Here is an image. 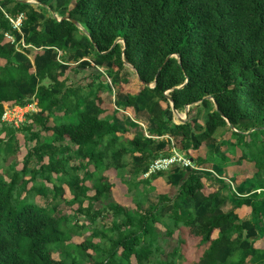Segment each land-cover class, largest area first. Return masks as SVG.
I'll return each mask as SVG.
<instances>
[{
    "label": "trees",
    "instance_id": "16d2710c",
    "mask_svg": "<svg viewBox=\"0 0 264 264\" xmlns=\"http://www.w3.org/2000/svg\"><path fill=\"white\" fill-rule=\"evenodd\" d=\"M0 59V264H176L180 247L166 252L159 240L156 224L166 218L206 245L194 264H264L255 246L264 235V0H0ZM126 63L142 87L116 105L148 121V131L129 123L130 139L102 118L100 95L110 85L99 68L118 85L128 81ZM70 68L94 78L69 83ZM35 101L38 111L19 128L3 119L6 104ZM173 107H189L185 122L175 121ZM18 132L27 145L21 163ZM175 144L198 152L194 167L136 180V208L109 200L106 170L128 169L131 186ZM230 162L251 170L245 179L253 192L230 197L220 181L205 193L209 173L198 168ZM157 177L172 191L143 209L140 183L153 191ZM229 200L235 206L225 210ZM63 204L77 208L64 213ZM242 206L249 217L236 213ZM103 214L110 226L97 227ZM86 232L83 242L72 241Z\"/></svg>",
    "mask_w": 264,
    "mask_h": 264
},
{
    "label": "rangeland",
    "instance_id": "374dc122",
    "mask_svg": "<svg viewBox=\"0 0 264 264\" xmlns=\"http://www.w3.org/2000/svg\"><path fill=\"white\" fill-rule=\"evenodd\" d=\"M15 24L18 25V21H14ZM7 40H12V37L10 35H6ZM119 42L123 43L122 40H119ZM32 60H33V54L30 55ZM5 64V60H0V67H2ZM101 71H105V68H101ZM128 74L130 76H133L134 70L133 67L131 65H129V68L127 70ZM67 73H71V68L67 71ZM100 73V72H99ZM102 73V72H101ZM95 74H98V72H96ZM104 79H105V83L110 85V89H108L107 91L104 92H109V93H105V95L107 96V100L113 105L116 106V101L118 99V97L123 96V94H125V92H122L119 94V87L117 85H113L111 83V79L109 77H107V74H104ZM89 76L88 72L85 73H81L79 74V77L77 81H75L76 83H82L83 81L86 82H90L92 78L94 77H87ZM87 77V78H86ZM86 78V80H85ZM136 78V77H135ZM101 80V79H100ZM139 83V82H138ZM122 89L123 86H121ZM126 91H135L138 88V84L133 83L132 85H128L125 86ZM5 121L12 123L13 125H15V127L19 128L22 123L25 122L26 120V115L30 112V111H38V107L36 106V101L32 104L29 105L25 108H20L17 106H12L11 104H6L5 105ZM189 107L186 108V110L188 111ZM186 110L182 111V112H174V118L175 121L177 123H181V120H179V118H186ZM145 115V120L147 115ZM188 117V116H187ZM146 130L148 131V125ZM5 134H2L1 137H4ZM17 138H18V143H19V147L20 150L18 151L17 154V161L18 162H22L23 157L25 156V154L27 153V145H26V136L25 134L18 132L17 133ZM229 137V135L227 136ZM177 140V139H176ZM176 140H174L176 142ZM178 143V142H177ZM33 145V144H32ZM179 146L177 144H175V146L173 147V154L176 153H184L186 155V157L189 158V160L193 161V158H196V156L198 155L197 151H189V152H181L179 151ZM203 149V148H202ZM226 152H229L232 159H237L239 157V155L237 153L233 154L230 149H227L225 147ZM203 155L206 152H201ZM194 166V163H193ZM22 167V164H20L19 168ZM226 169H222L219 167H215V168H209V167H204L201 171L204 173H209L208 177L203 176V181L205 184V188H204V192L205 193H209L210 191L213 190V188H210L209 183H211V185H215L218 188H221L220 185V181H223V183L225 185H227L229 187V191H230V197L231 194L234 193L236 195V197H242L243 195L246 194H250L251 192H253V184L248 180V176H247V180L242 178V176L239 177H234L237 173L239 172H235V168L236 165H233V163H229L228 166H226ZM91 170H94V167L91 166L90 167ZM199 169V168H198ZM239 169L241 170V173L246 170V167L241 166L239 167ZM105 175L108 178V182H110V184L112 185V194L110 197V201H114L116 203H120L123 204L125 207L128 208H136V203L134 200V191L136 190V180L140 181L142 178H147L148 176L143 175L141 177H139L138 179L134 178L132 181V187L130 186L129 182H126L124 179L125 177L127 178L129 174L128 169H123L122 171H117L116 169L110 168L108 170L105 171ZM211 176V178H209ZM150 177V176H149ZM148 177V178H149ZM246 178V177H245ZM213 179V180H212ZM88 185L91 184L90 182L87 183ZM151 186L155 187V190H148L150 187L145 185L144 183H140V187L139 190L145 191V196L147 198V201L144 203L143 205V209H147L149 208L151 205H155L158 201V195L159 194H164V193H169L170 191H172L171 186H169L168 184H166L165 179L163 178H154L151 180L150 183ZM65 187V196L68 199L72 198V194L70 189L68 188L67 185H64ZM130 187V188H129ZM131 189V190H130ZM93 193V192H92ZM233 199V198H232ZM36 201L40 204V205H44L43 200L38 196L36 198ZM86 204H88V202H85ZM233 206H235V203L233 200H229L227 201L226 205H225V210H230L233 208ZM61 208L64 209V213H69L72 214L73 210L72 209H76L77 205L73 206V208L71 206H67L65 204L61 205ZM97 208H100V206L98 205ZM107 213V211L105 212ZM241 215H245V213H247L245 210L240 212ZM104 215V216H103ZM102 216H100L98 223H97V227H101V226H110V218L109 216H107L106 214H103ZM85 221V217L81 216V220ZM157 229L159 230V234H160V243L162 245V247L164 248V250L166 252H170L174 249V247L179 246L180 250H181V254H182V258L181 259H177L176 260V264H194L195 262H197L205 248L206 245L201 244L200 242V238L195 236L194 234H192L190 228L188 227H179L176 228L173 220L172 219H168L166 218L163 222L161 223H157L156 224ZM174 230V232L172 234L168 233V230ZM90 235V232H86L85 236L81 235V236H75L73 238V242L75 243H80L83 242L85 240V238L87 236ZM98 239L95 238L94 241H97ZM54 257L58 258V254L54 253L53 254ZM172 257H170L171 260ZM133 262L135 263L136 260L135 258H133Z\"/></svg>",
    "mask_w": 264,
    "mask_h": 264
},
{
    "label": "crops",
    "instance_id": "0c3cea01",
    "mask_svg": "<svg viewBox=\"0 0 264 264\" xmlns=\"http://www.w3.org/2000/svg\"><path fill=\"white\" fill-rule=\"evenodd\" d=\"M1 60V59H0ZM128 68H129V64H125ZM102 69L101 68H99V71L100 72H102L103 74H106L105 73V71H101ZM133 70H134V75L133 76H130L129 74H128V76H127V78L126 79H128V81L126 82V81H122V82H120L117 86L119 87V91L122 93V92H125V94L126 93H131V94H136V93H138V91L140 90V88L142 87L141 86V81H140V79H139V77H138V75H137V73H136V70L133 68ZM81 73H85L84 71H82V72H79L78 74H74V73H67V75L69 76V83H72V82H74V83H76L75 81H77L78 80V78H80L79 77V74H81ZM108 77V76H107ZM136 77V78H135ZM84 82V81H83ZM139 82V83H138ZM84 83H89L88 81H86V82H84ZM104 83H105V81H104ZM133 83H136V84H138V88L135 90V91H126V90H124V89H126V87L125 86H130V85H132ZM107 85V84H106ZM121 86H123V88L124 89H122V87ZM107 91V90H106ZM105 93H109V92H104V91H102V92H100V95L102 96V98H103V100H104V103L102 104V107L105 109V113L102 115V118H104V119H107V120H110V122H114V123H117V126L119 127V131L117 132V135L118 136H123L124 138H126V139H130V138H133V136H134V134H135V129L134 128H132V126H130L129 125V123H131V122H136V123H138V124H140V125H142L145 129L147 128V125H148V121H147V119L145 120V115H143V114H145V113H141V114H137L136 113V111L134 110V108H132V107H126V108H118V106L116 105V106H113L108 100H107V96L105 95ZM110 94V93H109ZM119 98V97H118ZM118 100V99H117ZM36 106H37V104H36ZM186 112H187V110H186ZM193 161H195L194 159H193ZM194 163V162H193ZM194 165H195V163H194ZM244 167H246V170L244 171V173L242 172L241 173V170L239 169V167H241V166H236V168H235V172H239V173H237L234 177H239V176H242V178H244L245 179V177L247 176V173L246 172H251V170L250 169H247V166L246 165H243ZM227 167H225V168H222V169H226ZM199 169H203V168H199ZM105 174V173H104ZM158 178H163V177H158ZM164 179V178H163ZM88 182H86V184H87ZM209 183V186H210V188H213V185H211V183L210 182H208ZM167 184V183H166ZM88 185V184H87ZM89 187H91V184H89L88 185ZM170 186V185H169ZM111 189H112V185H111ZM212 191H214V188H213V190ZM212 191H210V192H212ZM260 191V190H259ZM93 192V193H92ZM95 192H94V190L92 189V190H90L89 191V195H93ZM111 194H112V190H111ZM86 202H88V201H86ZM118 204H120V203H118ZM85 205H87L86 203H85ZM120 205H122V206H124L123 204H120ZM129 207V206H128ZM236 210V213L239 215V217L240 218H245V217H249V215H250V213H251V208H249V207H246V206H242V207H240V208H237V209H235ZM246 211L247 213H245V215H241V213L240 212H242V211ZM263 215H264V213H263ZM217 233H218V231L216 230L215 232H214V235H213V237H216L217 236ZM255 246L257 247V248H259V249H261V250H264V235H263V237L262 238H260L259 240H257L256 242H255Z\"/></svg>",
    "mask_w": 264,
    "mask_h": 264
},
{
    "label": "built area",
    "instance_id": "2783aa9c",
    "mask_svg": "<svg viewBox=\"0 0 264 264\" xmlns=\"http://www.w3.org/2000/svg\"><path fill=\"white\" fill-rule=\"evenodd\" d=\"M16 21H18V25L15 24V22H14L15 26H19L21 23V18H19ZM32 104H30V105H32ZM36 104H37V102H36ZM17 107H19V106H17ZM20 108H25V107H20ZM4 116L6 117L5 114H4ZM5 117H3V119H5ZM174 165H181L184 167H188V166L194 167L193 162L191 160H189V158L186 157V155L184 153H176V154H172L169 157H160V158L155 159L152 162V164L150 165L148 172H146L144 175L149 177L152 173L162 171V170H168V169L172 168Z\"/></svg>",
    "mask_w": 264,
    "mask_h": 264
},
{
    "label": "water",
    "instance_id": "95a60500",
    "mask_svg": "<svg viewBox=\"0 0 264 264\" xmlns=\"http://www.w3.org/2000/svg\"><path fill=\"white\" fill-rule=\"evenodd\" d=\"M68 18V17H67ZM77 25H78V21H76V20H73ZM214 101H215V99H214ZM172 102V101H171ZM172 105H173V102H172ZM173 110H174V112L176 113L177 112V110L173 107ZM186 115H187V112H186ZM188 116V115H187ZM187 116H186V118H179V120H181V123H183V122H185L186 121V119H187Z\"/></svg>",
    "mask_w": 264,
    "mask_h": 264
}]
</instances>
